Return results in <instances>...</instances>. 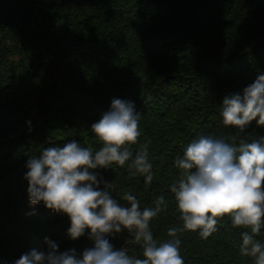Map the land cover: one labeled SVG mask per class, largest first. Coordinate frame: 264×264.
<instances>
[{
    "label": "trees",
    "instance_id": "trees-1",
    "mask_svg": "<svg viewBox=\"0 0 264 264\" xmlns=\"http://www.w3.org/2000/svg\"><path fill=\"white\" fill-rule=\"evenodd\" d=\"M264 74V0H0V264H13L45 237L60 251L80 255L95 241H73L66 214L43 202L32 205L26 162L44 147L76 140L93 151L101 142L91 125L114 98L134 102L140 137L148 145L153 181L128 167L90 169L140 207H166L150 222L158 242L183 221L170 186L180 176L175 161L201 134L228 136L221 107L225 96ZM30 121V124L28 123ZM244 135L264 136L252 121ZM207 239L199 231L177 234L184 264H254L240 253L241 233L225 216ZM264 243V225L255 237ZM115 249L143 258L123 229L107 236Z\"/></svg>",
    "mask_w": 264,
    "mask_h": 264
},
{
    "label": "clouds",
    "instance_id": "clouds-1",
    "mask_svg": "<svg viewBox=\"0 0 264 264\" xmlns=\"http://www.w3.org/2000/svg\"><path fill=\"white\" fill-rule=\"evenodd\" d=\"M225 127L236 131L228 136L201 134L192 139L183 156L175 161L179 179L170 186L183 221L181 228L171 227V239L158 242L150 229L151 220L167 206L160 196L155 207H140V201L125 193L128 205L111 194L113 185L100 189V180L90 169L110 168L116 164L142 175L146 186L153 181L148 145L133 154L139 141L140 113L132 101L114 98L107 112L91 125L101 142L93 151L76 140L44 147L26 162L25 179L32 205L43 202L54 213L69 217L68 236L75 241L84 236L95 246L78 255L75 249L60 251L58 244L45 237V249L23 253L13 264H184L177 234L199 231L207 239L218 231L225 216L233 227L249 229L241 233L240 253L264 264V243L255 237L264 225V136L244 135L252 121L264 126V74L244 88L243 94L225 96L221 107ZM30 124V121L28 122ZM126 229L142 247L143 258L126 248L115 249L107 239Z\"/></svg>",
    "mask_w": 264,
    "mask_h": 264
}]
</instances>
